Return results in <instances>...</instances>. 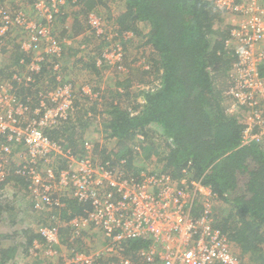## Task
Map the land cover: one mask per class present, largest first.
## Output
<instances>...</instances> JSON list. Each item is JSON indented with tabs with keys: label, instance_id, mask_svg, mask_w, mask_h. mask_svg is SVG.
Listing matches in <instances>:
<instances>
[{
	"label": "built area",
	"instance_id": "obj_1",
	"mask_svg": "<svg viewBox=\"0 0 264 264\" xmlns=\"http://www.w3.org/2000/svg\"><path fill=\"white\" fill-rule=\"evenodd\" d=\"M27 3L0 0V46L7 45L10 50L13 39L18 38L22 51L31 55L28 64L20 60L26 63L22 72L15 66L10 69V61H2L0 49V183L16 167L27 177L35 207L52 213L54 222L39 225L41 238L33 241L29 255L42 264H247L233 251L228 236L212 224L210 187L192 183L205 196V214L194 217L189 208L190 192L179 189L170 176L143 173L144 178L134 180L121 167L111 168L110 161L101 163L94 158L89 140L85 142L87 153L74 155L47 137V130L73 118L75 110V101L69 96L73 86L57 78L63 46L72 43L71 35L54 33L70 5L67 0H33L30 7ZM215 4L226 12L232 26L226 44L237 56L229 72L232 86L226 91V111L243 124L242 143H262L264 0H215ZM86 20L85 38L94 36L109 42L103 53L109 63L122 60L123 50L115 40L116 25L107 27L96 11ZM43 68L49 69L59 84L50 87L45 81L43 87L38 85ZM21 85L41 87L36 107L21 100ZM61 159L66 161L62 167ZM67 195L89 204L90 209L61 220L59 210ZM62 228L69 230V240L63 238ZM95 233L102 239L98 246L86 240ZM139 237L152 241L139 252L142 261L123 251L124 242ZM78 238L85 249L74 242ZM63 243L70 248L69 253L62 249Z\"/></svg>",
	"mask_w": 264,
	"mask_h": 264
},
{
	"label": "trees",
	"instance_id": "obj_2",
	"mask_svg": "<svg viewBox=\"0 0 264 264\" xmlns=\"http://www.w3.org/2000/svg\"><path fill=\"white\" fill-rule=\"evenodd\" d=\"M114 1L67 0L70 6L77 8L74 32L82 31L81 16L86 18L90 12ZM122 9L113 18L118 31L115 40H121L126 52L122 60L125 64L128 62L130 44L133 48L144 47L147 55L142 53L145 66L136 68V74L130 73L117 83L119 87L111 91L115 98L109 99L108 108L101 112L104 128L96 131L105 140L113 141L114 146H102L91 139L88 132L84 134L85 130L77 137L75 132L82 128V117L97 120L96 104L80 109L84 104L78 100H74L77 119L70 118L50 128L46 131L47 137L59 141L74 155L87 153L85 142L91 139L89 151L94 158L101 163L110 161L111 168L121 167L134 180H141L144 174L170 176L179 189L190 192L189 208L194 217L205 214V196L196 191L192 183L210 187L213 197L209 198V216L213 226L228 236L234 249L239 250L248 263L264 264V142L242 143L243 124L226 111V91L232 86L229 72L237 59L235 49L226 44L232 29L226 22V12L215 0H124ZM141 23L148 27L145 32L139 30ZM54 33L63 36L68 32ZM125 33H131L130 37ZM13 40L12 48L9 46L8 50L7 45L3 46L2 52L14 54L10 57V69L15 66L24 72L31 55L22 51L18 38ZM83 42L91 45L95 53L102 52L109 44L94 36L86 37ZM21 59L25 60V65ZM45 81H50V87L59 84L55 76H50L49 69L43 68L38 85L43 87ZM38 85L36 88L18 87L21 100L33 108L39 99L41 87ZM123 97L127 102L122 101ZM159 139L161 144L158 145ZM140 152H148V158L157 154L162 164L160 171L145 169L139 164ZM60 162V167L66 165L63 159ZM11 184L17 186L24 199H29L28 212L40 214L36 215L38 218L35 216L38 223L54 222L52 213L35 207L29 196L27 177L19 174L16 167L11 168L6 180L0 183V217L7 207L3 204L9 202L3 191ZM62 203L58 215L61 220L72 219L90 209L89 204L70 195L63 197ZM66 230L62 228L61 233ZM20 232L19 236H25L28 232L32 234L33 229ZM35 238L41 237L34 234L29 237V243ZM74 242L84 246L81 238ZM151 242L141 237L129 239L124 242L123 251L142 261L139 252L146 250ZM15 251L16 248L0 247L1 264ZM28 264L42 262L35 259Z\"/></svg>",
	"mask_w": 264,
	"mask_h": 264
},
{
	"label": "rangeland",
	"instance_id": "obj_3",
	"mask_svg": "<svg viewBox=\"0 0 264 264\" xmlns=\"http://www.w3.org/2000/svg\"><path fill=\"white\" fill-rule=\"evenodd\" d=\"M27 1V5L30 7L33 0ZM123 7L124 0H115L114 2L109 3L108 6L99 7L94 11H96L97 14H99L104 20H106L108 24L107 27H110L115 24L113 18H115L123 10ZM76 9L77 8L74 6H70L68 8L64 20H61L59 24L60 26L59 28H57L58 30H56L59 32L68 30L67 34H70V39H72L71 44H64V55H62L63 58L61 59L60 63L61 68L57 74V78L73 86L69 96H71L73 100H78V102L84 104L80 106V109L92 108V106L96 104L95 112L97 113V120H89L86 118V116L84 118L82 117V128L80 129V132H75L77 137L81 136L82 131L85 130L84 134L88 132L87 135L91 139L99 142V144H101L102 146L103 144H105L112 148L114 146L113 141L105 140L102 135L99 132L97 133L96 131L97 128H104L105 122L103 121L101 112L108 108V100H113L115 98L111 91H114L115 88L119 87L117 83L122 82L127 76L130 75V73L136 74V68L145 66V64L142 63L145 61L142 57V53L144 52V54H146V50H144V47L133 48L132 46H130V44L129 49H131V53L128 56V62H126L127 65L129 64V67L123 60L117 62L114 61L115 63H109V60L105 59L103 54L106 47L102 50V52L95 53L91 51V45L86 46V44H84V32L87 27V20L84 15L80 17V22L82 23V26H80L82 28V31L80 33H77L76 31L74 32L73 27L76 25V14L74 15V11ZM65 26H67L68 29H65ZM146 29H148L146 24L141 23L139 30L145 32ZM130 34L131 33H125L127 38L130 37ZM139 40L140 38L138 40H135V46L139 43ZM117 43L123 50V56H125L126 52L122 48L123 46L121 40L120 42L117 41ZM1 48L2 47L0 46V49ZM3 56L4 57H2V59H4L2 61L7 63V61H11L10 57L12 58L14 54L10 56L3 53ZM118 62L120 63L117 64ZM93 64H95L96 67H93ZM50 76L54 75L51 74ZM126 99L127 98L123 97L122 101H126ZM77 110L78 108L75 107V110L71 113L73 120L77 119ZM157 142L158 145L161 144L160 139ZM148 154V152H142L141 155L138 156V163L141 164L145 169H152L159 172L162 164L158 161L159 158L157 154L151 155L150 158H148ZM17 162L15 164H17ZM15 187L17 186L12 185L10 188L6 187V189L3 191L5 193V196L8 197L9 202L3 204L7 207L3 210L0 217V247L8 248V250L11 248H16L13 256L8 260L6 259L7 261L5 262V264H26V262L28 264L29 262H33L35 260L34 257L29 255L28 253L30 252V247L32 244H30L28 240L30 236L33 237L35 233H38V227L40 223H38L36 215L40 216V214H31L28 212L27 201L29 199H24L23 193H19L18 189ZM27 228L33 229L32 234L31 232H28V235L25 234V236H19L21 233L20 231L26 230ZM67 232L69 234V230H66V233H63V238L65 239L68 237ZM93 237H95V239H89V236H87V242L90 244H95L97 246L102 243V239L98 234L94 235ZM62 245V249L65 250V252L69 253L70 248H68L65 243H63ZM84 246L83 244L78 245L80 249H85ZM234 252L238 256H241L245 262H247L242 253L239 252V250H235ZM2 261V255L0 254V264L2 263Z\"/></svg>",
	"mask_w": 264,
	"mask_h": 264
},
{
	"label": "crops",
	"instance_id": "obj_4",
	"mask_svg": "<svg viewBox=\"0 0 264 264\" xmlns=\"http://www.w3.org/2000/svg\"><path fill=\"white\" fill-rule=\"evenodd\" d=\"M12 185H13V184H11V186H12ZM9 188H10V187H9ZM36 234H38V233H35V235H36ZM86 234H87V232H86ZM94 235H96V233H95V234H93L92 236H91V235H89V238H90V239H95V237H93Z\"/></svg>",
	"mask_w": 264,
	"mask_h": 264
}]
</instances>
